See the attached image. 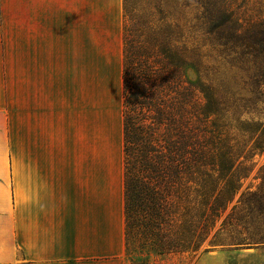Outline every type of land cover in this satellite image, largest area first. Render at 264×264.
<instances>
[{
    "label": "trees",
    "instance_id": "trees-1",
    "mask_svg": "<svg viewBox=\"0 0 264 264\" xmlns=\"http://www.w3.org/2000/svg\"><path fill=\"white\" fill-rule=\"evenodd\" d=\"M164 1L142 17L136 1L121 4L123 238L129 264L194 258L217 244H264V164L253 178L259 180L255 190L249 185L241 191L253 157L264 153V124L242 119L264 110V22L243 26L226 0L173 1L187 9L195 5L209 43L240 48V56L253 63L254 97L246 99L244 88L223 81L183 80L181 29L166 24ZM231 120L245 139L228 136Z\"/></svg>",
    "mask_w": 264,
    "mask_h": 264
},
{
    "label": "crops",
    "instance_id": "crops-1",
    "mask_svg": "<svg viewBox=\"0 0 264 264\" xmlns=\"http://www.w3.org/2000/svg\"><path fill=\"white\" fill-rule=\"evenodd\" d=\"M121 14V0H0V264H128L122 178L98 165L79 78L80 24Z\"/></svg>",
    "mask_w": 264,
    "mask_h": 264
},
{
    "label": "rangeland",
    "instance_id": "rangeland-1",
    "mask_svg": "<svg viewBox=\"0 0 264 264\" xmlns=\"http://www.w3.org/2000/svg\"><path fill=\"white\" fill-rule=\"evenodd\" d=\"M134 1L137 2L138 17L144 16L146 12H153V7L157 2V0ZM173 1H164L169 14L166 16L165 22L171 26L177 24L181 29L178 41L183 53L184 67L187 66L183 71V80L199 81L206 85H216L223 81L233 88H244L243 91H240L241 94L246 99H253L254 95L251 94L252 90L249 87L253 82L252 77L250 78L254 74L253 63H247L245 58L240 56V48L233 49L230 46L223 48L215 46L213 42L209 43L205 28L200 27L201 22L196 21L195 5H191L187 9L175 5ZM190 2L194 3L193 0ZM226 5L230 6L235 19L243 26L264 22V0H226ZM80 25V85H90L87 86V89L90 90L91 97L95 92L96 158L98 165L112 173V181L115 185L117 173L122 178V14L120 22L113 27L110 24H96L97 29L93 30V24L82 23ZM88 27H90V31ZM261 89H263L264 95V86ZM242 119L264 124V110L257 115L254 113L243 114ZM229 126L228 136L238 135V140L245 139V136L241 137L235 130L232 120ZM237 144L240 143L237 142ZM250 146L251 144L248 148ZM252 162L254 168L250 176L243 182L241 191L249 185L254 191L259 184V180H253V178L256 177L257 171L264 164V153L261 156H254ZM223 237L225 239V236ZM126 260L129 264V259L126 258ZM163 264H264V244H256L249 249H233L217 244L212 248H207V251L198 257L166 258Z\"/></svg>",
    "mask_w": 264,
    "mask_h": 264
}]
</instances>
